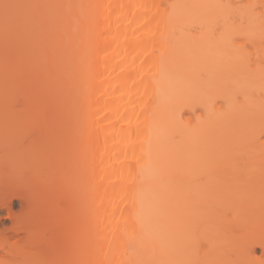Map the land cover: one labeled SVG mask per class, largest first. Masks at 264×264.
Segmentation results:
<instances>
[{
    "label": "bare ground",
    "instance_id": "bare-ground-1",
    "mask_svg": "<svg viewBox=\"0 0 264 264\" xmlns=\"http://www.w3.org/2000/svg\"><path fill=\"white\" fill-rule=\"evenodd\" d=\"M21 1L79 6L48 7L47 18L41 8L31 10L36 19L30 34L35 40L29 34L27 41L34 43V51L28 53L23 38L24 50L15 42L22 49L10 44L15 50L8 47L5 55L0 53L4 56L0 75L7 79L6 94L15 90V96L6 97L10 105L15 104L12 112L8 106V116H17L26 124L29 102L41 110L37 120L58 116L60 124L54 128L58 136L56 162L44 164L39 174L44 177V186L57 192L49 194L52 207L62 198V204H57L61 208L53 207L56 215L64 206L55 216H60L62 223L54 229L63 233L60 237L64 236L66 244L75 241L78 246L73 254L70 251L73 256L64 257L66 264L197 259L190 251L199 240L194 242L197 235L209 237L207 259H228L222 246L224 229L217 233L218 222L226 230L262 231L254 244L264 250V177H253L245 189H220L215 184L231 182L238 175L231 164L220 171L217 162L228 153L221 148L223 143L229 149L235 143L236 135L229 127L245 119V108H234L235 102L226 98L229 111H220L224 104L218 106L212 96L217 88L226 90L225 84L232 80L252 104L251 92L257 84L251 82L260 79L247 82L240 81L241 76L230 77L235 66L241 69L237 64H242L243 56L213 46L221 45L229 34L230 39V29L216 36L217 40L205 36L206 42L199 34L197 26L203 27L212 10L223 13L222 0ZM43 22L48 25L42 28ZM190 27L199 32L194 35ZM254 27L247 31L249 35L260 32ZM1 37L6 36L0 33ZM18 37L13 33L7 36L22 39ZM204 71L207 79L201 75ZM28 72L34 75L29 73L34 83L27 78ZM30 84L36 85L30 86L34 88L33 99L29 98ZM47 105L56 108L54 115ZM5 118L0 109V136L20 135L17 128L10 127L11 119L2 123ZM9 141L2 143L5 154L0 156V164L2 158L14 159L13 141ZM258 165L253 161L249 169L264 168V163ZM37 198L32 201L37 202ZM1 206L14 218L9 199L0 198ZM228 213L231 218L221 220ZM34 218L36 213L31 225L22 224L14 230L22 237L13 244L3 240L0 232V260L15 259L19 247L31 242L48 259L60 261L52 247L43 245V228ZM14 221L26 222L16 217ZM209 228L215 233L210 235ZM253 250L237 252L228 261H250Z\"/></svg>",
    "mask_w": 264,
    "mask_h": 264
},
{
    "label": "rangeland",
    "instance_id": "rangeland-1",
    "mask_svg": "<svg viewBox=\"0 0 264 264\" xmlns=\"http://www.w3.org/2000/svg\"><path fill=\"white\" fill-rule=\"evenodd\" d=\"M14 2L23 3L24 1L14 0ZM23 4H25V3H23ZM221 4L228 6V7H223L226 14H225L223 9H222L223 10L222 14H221V11L219 9H214V10H212V13L210 14V16L207 18L208 21L203 22V25H202L203 27L201 28V26H200V28H201L200 29L199 26H197L198 29L200 30V32L197 28H196L197 30H195V28L193 29L192 28L193 25H192V27H190V29L192 28L193 31H191V32H193L194 35H196V33L199 32V34L201 36L204 35V37L205 36L207 37L208 35H210L208 37L209 39H210V37H212V38H215L216 40H217L216 36L220 37V35H222V33L226 34V32H224L225 29H230L231 31L229 33H232V35L230 36V39H229V35H230L229 34L227 36V39L224 40L221 45H219V44L217 45L216 43H214L215 45H213V46H216V49H218V46L221 47L220 50L222 52L223 51L226 52V50L230 49L229 51H231V52L237 51L241 55V57L243 56L242 57L243 58L242 64L241 65L237 64L239 66H242V67H240L241 69L238 70L239 67L237 66V68H236V66H235V71L234 70L230 71V77L241 76L242 78H240L241 79L240 81H242V79H244L247 82L249 80H250L249 82L255 81L256 78H260V79H257V81H255V82H251L254 84L256 83L258 85V86L256 85V87H254L252 89L253 91L251 92L252 93L251 97L249 94V97L252 99L251 103L253 102L252 104H250L249 99H247L245 97V95L242 93L239 86L237 87L238 84L237 85L234 84L232 82V80H229V82L231 81L230 83L228 82V84H225L226 90L217 88L216 92L214 93V96H212V100H214L218 104V106L221 107L224 104L223 107H225V109H223L221 107L220 111L222 110V111L226 112L228 110V109H226V108H229L228 105H230V103L226 102V101H228V99L232 100L233 103L235 102L236 105H233L234 108H237V106H239V109L240 108L242 109V106L245 108L244 109L245 110V113H244L245 119H242L241 121H236L233 124L232 128L229 127L232 131H234V133L236 135L235 143L232 145V147H230L233 151H231V149H229L227 143L224 142L223 144H225L224 145L225 147L221 146V148L222 149L225 148L224 150L225 151L227 150L228 153L225 156V158H223L219 162H217L220 164V166H218V167L222 168V169H220L217 167L218 169H220V171H223L224 167H226V169H227L228 168L227 166L231 164L237 170L238 175L236 176V179H234L231 182L227 181L225 183V182L218 181L215 183L218 187H220V189L222 187H225V186H226V188L227 187L232 188V186H235L238 189H245L244 187L246 184H248V181L250 179H252L253 177H257L259 175L262 176V173H261L262 169L261 170H250L249 164L253 161L255 163H259V165H262V163H264V153H262V150H261V146L264 145V139H261V132H262V127H261V125H262V109H261V106H262V104H264V82H262V80H261V73L264 72V0H222ZM249 6H252V7H249ZM41 9H42L43 16L47 18L48 13H49V10H47L48 7H44V8L42 7ZM203 11L206 12L205 9H203ZM202 12H201V14H202ZM46 18L44 19L45 21H47ZM204 20H205V18H204ZM33 24H34V22L29 24L22 32H20L18 34L13 33V34H17V37L19 36L18 38L22 37V39H21L22 41L20 39H15L16 40L15 41L14 39L11 40L10 38L8 39L6 37L5 38L1 37L0 38V53L5 55L10 44H11V46H13V45L16 46L17 44L18 45L19 44L25 45V43H28L26 45L29 48L28 49L29 52L27 49H26V51L28 53H32L31 50L34 51L35 45H34V43H33V45L29 44V41H27V40L29 38L28 35L30 34V32L32 33L35 29V24L34 25ZM44 25L47 26L48 23L47 24L44 22L41 23L42 28ZM254 26H256V29L260 28L259 29L260 32L257 35H249L247 33V31L250 30ZM214 28H216V29H214ZM202 29H203V32H202ZM257 32H258V30H257ZM0 33L2 36L5 35L2 22H0ZM31 35L32 34H30V37H31ZM212 35H214V37ZM206 37L204 38L205 42H206V40H208ZM14 38H16V36ZM23 38H26V39H24V41L26 40L25 43L23 41ZM6 39L8 40L7 42H6ZM31 39H33V38L31 37ZM33 40H35V39H33ZM33 40H31V41H33ZM210 40H212V39H210ZM216 40H215V42H216ZM11 41H13V42H11ZM43 41L44 40H42V42ZM20 42H22L23 44ZM30 43H32V42H30ZM6 44H8V45H6ZM18 45L16 46L17 48H19L21 46L20 45L18 47ZM24 45L22 47L23 50L25 48ZM28 45H31V46H28ZM223 45H225V46H223ZM222 46L225 49H222ZM22 48L20 47L19 49H22ZM11 49L15 50L14 47H11ZM17 51H18V49H17ZM19 51L21 52L22 50H19ZM27 52H25V53L28 55ZM219 54H221V52L217 53V55H219ZM28 56H30V54ZM0 58H1V56H0ZM2 58L0 60H2ZM31 60H32V58H31ZM31 60H29V61L31 62ZM28 64L30 65V63H28ZM29 67H28V69H29ZM31 68L32 67H30V71H31ZM29 73L30 72L27 73V78H28V76L30 78V76L33 75L32 73H30L32 75H30ZM204 73H205V71L201 74L203 77L206 75V73L205 74ZM232 74L235 76H232ZM0 76H1L0 77V109H1L2 115H4V116L6 115V118L2 121V123H6V122L9 123L8 121H10L11 117L8 116V113H9V107L8 106L10 104L6 101V97L8 95H11L12 97L15 96V90H11L9 93L6 94V90H5L6 82H7L6 76L4 74H2ZM203 77H201V78H203ZM206 77H207V75L204 78H206ZM204 78H203V81L204 80L206 81L207 78L206 79H204ZM253 78H255V79H253ZM205 81H204V83H205ZM28 83H31V82H28ZM32 83H34V79L32 80ZM260 83L263 84V86H261ZM32 85L34 86L35 84H30L28 87H30ZM35 86H34V88H36ZM30 88H31V90L30 89L29 90L31 92L29 93V98L33 99V97H35V93L32 94L34 92V90H33L34 88H32V87H30ZM258 88H259V91H258ZM261 88H263V90ZM254 90H256V91H254ZM226 98H228V99H226ZM246 101H248L249 104ZM211 102H213V101H211ZM10 107H11V109H10L11 112L14 111L15 104L12 103L10 105ZM48 107H49L48 109L50 111L55 112L54 109H56V108H53V105L48 106ZM203 108L204 107H202V109ZM48 109L46 108V110H48ZM25 110H26V112H25L26 113V115H25L26 124H21V122L19 121L20 119H18L17 116H14L11 119L12 122L10 123V127L17 128L18 131L21 132V134L20 135L14 134L12 136H7L8 134L4 133L3 135L0 136V156L5 154V152L2 151V148H1L2 143H8V142H10L9 141L10 139L13 141L12 145L15 149L14 159L7 161V160H4L2 158V163L0 164V198H5V199L10 200V207H11L13 214L15 215V216L13 215L14 218H12L9 215L8 208H6L4 206L0 207V230H1L0 232H1V235L3 237L2 239L5 240L8 244H13L16 241H19L22 237V234L19 233L17 235L14 232V230L19 225H22V224H23L22 226L31 225L34 213H36L37 219H35L36 218L35 217L34 220H38V221L40 220L41 227L43 228L42 232H43L44 237L41 239L43 245H46L48 247H52V249H54V251L56 252L58 257L60 258V261L66 262V261H64V259H65L64 257L70 256L73 254V252H76L78 246L75 244V241H73L71 244H66V241H65L66 239L63 238L64 236L63 235L61 236L63 239L60 237V235L63 233L61 231L57 230L59 232V234H58L56 229H54L55 227L58 228L59 225L62 223L60 221V219H61L60 216H59L60 219L56 218L55 216L58 217V215L61 214L60 212L64 209V206H63V209L61 211L57 210L58 213H56V215H54L56 212L55 211L56 208H58V209L61 208L58 206L60 204H62V203H59L62 198H60V200H58V199L56 200V201H58L57 204H59V205L54 204L53 207H55V206H57V207L53 208L52 207L53 204L51 205V203L49 201L53 197L51 198L49 196V194L51 193L54 196L55 195L54 193H57V192L54 191L52 193L51 190L49 191V188H47L49 185L44 186V184H46V183L41 182L44 177L41 178L43 175L39 174L40 170L43 169L44 164L53 165L56 162L55 161L56 158L54 159L53 157H55L54 155H55L56 149H57L56 146L58 143H56V141H57L56 139L58 138V136L56 134L57 131H55L54 128H56V126L60 123L58 120H57L58 123L56 121V119L58 118L57 115H55V117L57 116L55 119H54V116L51 115V114L54 115V112L53 113L50 112L51 118L45 115L46 119L42 118L40 120L39 119L37 120L36 117L39 118L37 115L41 114L40 113L41 110H39V108H37V104H35L33 102H29L27 104V109H25ZM27 116H28V119H27ZM47 117H48V119H47ZM33 119H35V120H33ZM52 120L54 121L52 126L55 125V127H53V128L49 124ZM50 128L54 129V130H50ZM5 129L7 130V127L3 126L2 130H5ZM230 129H228V130H230ZM232 138H233V134H232ZM229 140H230V138H229ZM225 165H227V166H225ZM41 174H42V172H41ZM40 183L43 184V188H41L42 184L40 185ZM45 189H48V190L45 191ZM50 189H52V186L50 187ZM42 190L44 193H42ZM45 193L48 195H46ZM43 194L46 196L44 197ZM37 195H38V198H37ZM58 195L61 197V194H58ZM47 196L50 198V199H48V201H47V198H48ZM35 197L38 199V201L35 199L37 202L32 201L33 198H35ZM39 200H40V202H39ZM54 203H56V202H54ZM65 206H66V204H65ZM29 207H31V208H29ZM52 215H53V217H52ZM15 217L17 218L18 221H20V220L26 221L25 224L23 221H21L20 223L19 222L16 223V221H14ZM230 218L231 217L228 213V217H224L221 220H224V219L229 220ZM54 219L55 220L59 219V220H57V222L58 223L60 222V223L57 224V222ZM221 220L219 219V221H221ZM218 223L217 224L220 227H218V226L216 227L217 233L223 231V229L225 231V232L223 231L225 238H224V241L222 244V246L224 247V250H226V252L224 253V258L225 257L228 258L225 260L234 259L237 252L245 251L247 249H252V247H254V250H253L254 252L251 254L250 261H241L240 260L239 264H241V262H243V264H255L256 262L260 263L261 261L264 260L263 248L260 245L254 244V240L258 236L257 234L259 232L262 234V231L259 230V231H256L254 233L250 230L242 229V228L226 230L225 225L223 226V224L221 222H218ZM212 228H214V227H212ZM210 230L212 231L210 233V235H211L214 232V229L212 230L209 228L208 231L210 232ZM206 234H208V233H206ZM263 235H264V230H263ZM197 237L198 238H196L194 240V242L197 239H199V240H197L195 242V243H197V244H195L196 247H194L195 245H192V248L190 249L191 254H193V255L195 254L194 257L197 256L199 259L202 258V260H203V258L207 259V254H209V252H210V244H209L210 242L207 240V239H209V237L204 236V237H206V239L203 236L199 237V235H197ZM194 242H193V244H194ZM70 251L72 254H70ZM215 258H217V256ZM212 259H214V258H212Z\"/></svg>",
    "mask_w": 264,
    "mask_h": 264
},
{
    "label": "snow or ice",
    "instance_id": "snow-or-ice-1",
    "mask_svg": "<svg viewBox=\"0 0 264 264\" xmlns=\"http://www.w3.org/2000/svg\"><path fill=\"white\" fill-rule=\"evenodd\" d=\"M42 7H58V8H73L79 7L74 5H34L23 4L14 2V0H0V22L3 24L5 36L7 38L9 33H20L29 24L35 22L36 17L33 15V9ZM172 7H176L173 5ZM220 7H228L227 5H221ZM252 7V6H249ZM261 80L264 82V72L261 73ZM262 109V132L261 139H264V104ZM262 153H264V145L261 146ZM262 177H264V168H262ZM262 195H264V189H262ZM0 264H66L63 261H53L46 257V255L34 247L29 242L25 243L18 249V254L15 259L0 260ZM135 264H232L231 261L216 258V259H188V260H175V259H161L156 261L145 262L143 260H137ZM243 264V262H241ZM264 264V261H262Z\"/></svg>",
    "mask_w": 264,
    "mask_h": 264
}]
</instances>
